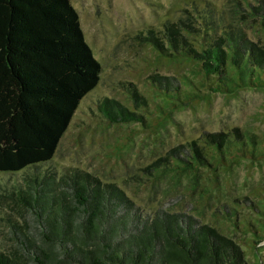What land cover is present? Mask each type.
<instances>
[{
  "label": "trees",
  "instance_id": "trees-1",
  "mask_svg": "<svg viewBox=\"0 0 264 264\" xmlns=\"http://www.w3.org/2000/svg\"><path fill=\"white\" fill-rule=\"evenodd\" d=\"M184 26L166 24L168 52L153 42L158 56L190 63L197 82L180 88L178 79L152 77L151 89L168 108L157 114L135 92L130 103L103 98L96 108L105 123L149 127L171 109L198 103L202 88L227 93L264 87V45L239 33L208 36L202 28ZM100 72L69 0H0V172L24 170L0 194L9 210L0 264H248L243 243L218 217L203 220L167 204L150 211L113 182L50 164ZM202 142L191 143L190 162L179 156L182 146L171 149L175 158L167 166L204 163L220 170L239 159L264 158V139L246 141L237 128L212 132Z\"/></svg>",
  "mask_w": 264,
  "mask_h": 264
},
{
  "label": "rangeland",
  "instance_id": "rangeland-1",
  "mask_svg": "<svg viewBox=\"0 0 264 264\" xmlns=\"http://www.w3.org/2000/svg\"><path fill=\"white\" fill-rule=\"evenodd\" d=\"M69 1L101 72L94 88L80 99L50 164L58 171L78 168L113 182L150 211L167 204L203 220L218 217L228 233L243 243L248 264H264V158L239 159L220 170L204 163L195 168L166 164L168 158H175L170 150L179 146V156L190 162L191 143L204 144L202 140L212 132L237 128L246 141L248 136L264 139V87L227 93L202 88L198 103L171 109L149 127L136 122L107 124L96 108L103 98L130 103L135 92L148 111H167L151 89L152 77L178 79L180 88H186L187 82H197V76L190 63L158 56L153 38L168 52L170 42L163 36L166 24L173 22L182 28L184 24L202 28L208 36L239 33L264 45V0ZM23 171L0 172V194ZM5 203L0 202V240L9 211ZM240 220L244 227L237 225Z\"/></svg>",
  "mask_w": 264,
  "mask_h": 264
}]
</instances>
